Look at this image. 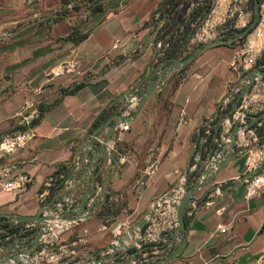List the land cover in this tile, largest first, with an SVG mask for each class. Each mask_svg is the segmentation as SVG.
Masks as SVG:
<instances>
[{"label": "crops", "instance_id": "obj_1", "mask_svg": "<svg viewBox=\"0 0 264 264\" xmlns=\"http://www.w3.org/2000/svg\"><path fill=\"white\" fill-rule=\"evenodd\" d=\"M78 1L64 5L63 0H0V141L17 131L14 116L27 100L33 99L42 113L35 123L36 138L25 150L0 162V169L17 164L16 172L33 178L30 186L16 193L5 192L0 185L1 255L28 250L40 224L27 217L45 214L51 224L59 225L53 219L59 205L66 214L79 213L96 177L97 188L101 186L103 174L95 175L94 168L104 167L112 144L104 147L116 136L109 134L110 126L97 135L96 130L109 119L115 125L118 119L134 115L153 86L141 112L118 124L130 126L119 144L130 161L122 168L112 167L103 205L107 201L118 205L120 213L100 218L103 206L94 207L91 196L87 206L96 213L63 233L50 252L67 244L76 252L75 264H86L96 249L111 242L112 225L138 223L190 169L195 176L210 154L221 150L245 111L248 116L241 124L250 126L239 134L236 156L193 197L185 215L184 245L179 247L181 239L174 234L176 208H169L152 236L132 250L138 254L132 258L123 254L120 259L130 264H264V195L248 198L246 183L234 186L264 162V143L260 144L257 132L263 120H252L264 111V79L253 85L248 103L240 102L230 120L240 95L236 87L244 74H234L229 63L240 46L217 45L191 60L203 44L205 20L215 29L222 28L231 0H220L212 16L204 17L206 3L197 6L194 0H108L104 11L95 15L75 12L82 5ZM248 17L242 15L240 28ZM72 33L88 37L75 44L68 39ZM73 57L88 70L86 75L57 79L33 97V91L45 83L46 73ZM184 113L186 124L181 123ZM102 148L105 152L92 164ZM151 150L156 151L160 168L138 196L133 187ZM55 175L59 186L43 195L46 179ZM112 195L119 196L118 201L111 202ZM225 228L226 232L220 231ZM85 231L86 244L77 243ZM46 240L51 244L53 239ZM21 261L29 264L30 258Z\"/></svg>", "mask_w": 264, "mask_h": 264}, {"label": "water", "instance_id": "obj_2", "mask_svg": "<svg viewBox=\"0 0 264 264\" xmlns=\"http://www.w3.org/2000/svg\"><path fill=\"white\" fill-rule=\"evenodd\" d=\"M108 0H102L103 3ZM261 18V2L260 0H255V18L254 20L242 31H237L236 35L231 38H225L224 35H219L218 37L211 39L205 43H203L200 47H198L195 51V54L191 57V60L200 56L205 50L217 46V45H228L232 44L236 41L241 40L245 37L253 28H255ZM186 61H183L184 63ZM264 79V64L254 68L252 71L246 73L238 82L236 89L240 91V95L237 100V104L231 114L228 116L230 120H232V115L235 110L238 108L240 102L245 101L248 103L250 90L253 85L258 81ZM154 91V87L151 86L149 90L143 95L141 100L139 101L138 108L134 115L127 118L118 119L120 121L130 122L134 119L142 110L146 100L152 95ZM242 116H240L235 123L233 129L227 134L226 141L222 145L221 150L215 149L206 164L199 168L196 171L195 176H193V171L191 169L187 172L183 181L173 188L170 192L166 193L155 202L152 203L148 211L142 217V219L130 226L128 230L120 237L113 238L111 242L99 249H96L93 257L86 264H130L125 260H121L120 257L123 254L131 255L130 258L136 256L138 251L133 249L139 247L144 241H146L149 237L152 236V232L157 226L160 214L169 208H176V224H175V237H179L181 239L179 247L181 248L185 243V234L187 233V224L185 215L190 208V205L193 203L194 195L210 186L214 179L218 176L220 171L236 156L237 154V142L238 137L241 132L248 130L250 124H241V120L243 116H248L245 111H242ZM119 116V115H118ZM121 117V116H119ZM253 121L258 122L264 120V111L252 118ZM113 119L107 120L103 125L99 126L96 130V134L99 133L103 128L110 126L109 134L112 135L114 132H118L120 129L118 127V123L112 125ZM219 139V138H218ZM115 143L113 145V143ZM111 143L105 146L104 148H109L112 144V148H110V154L106 159L105 167L103 169V180L102 185L97 189L95 184L93 185V189L90 193H88L82 200V203L79 207V213L73 214L69 212L66 214L64 211L63 205H59L58 211L55 212L54 220H57L59 225L51 224L48 221V217L45 214L27 217L26 219L37 221L40 225L39 228L34 232L32 238V243L29 246L28 250L25 252L17 253V254H9L0 258V264H8L11 261L19 262L22 264V259L25 257H29V264H56L51 263L49 261H38L41 251L38 252L39 246L42 244L45 237L58 239L63 233L68 230L84 223L89 218H91L96 212L94 209H90L87 206V201L91 196L94 195V207L99 209L103 206L104 201L106 200L108 193L110 191V174L114 164V147L119 144L116 143V136ZM105 152L103 148L98 152L96 157L94 158L92 164H95L97 160L101 157V155ZM98 167V166H96ZM91 169V167H90ZM264 170V162L256 168L249 170L244 176H242L236 185L244 184L249 181L252 177L257 175L259 172ZM72 213V214H71ZM147 226L146 231L143 229ZM38 252V253H37ZM141 252H143V248H141ZM179 255V252L173 255V259H176Z\"/></svg>", "mask_w": 264, "mask_h": 264}, {"label": "built area", "instance_id": "obj_3", "mask_svg": "<svg viewBox=\"0 0 264 264\" xmlns=\"http://www.w3.org/2000/svg\"><path fill=\"white\" fill-rule=\"evenodd\" d=\"M208 19L205 20V28L201 35V40L203 43L207 41L209 35L215 31L213 36L218 37L222 34L223 30L221 28L220 32L216 33L215 27L208 23ZM238 23L237 27L240 28ZM246 25V22L244 23ZM119 41L115 42L114 46H117ZM264 53V1L261 5V18L255 27V29L248 35L245 42L238 52L234 55L233 59L230 61L229 66L233 70L234 74L242 75L252 71L256 68L257 63ZM258 67V66H257ZM88 70H84L81 66V62L76 58L65 59L54 67H52L46 73V81L43 85L37 87L33 91V97L39 96L46 91L48 86L57 79L64 77L77 76L83 78ZM42 113L40 109L36 106V103L33 99L26 101L23 108H21L14 116V119L17 123V131L13 134L4 136L0 141V162L10 158L11 156L18 154L26 149L30 142H32L37 133L35 131V123L41 118ZM189 120L187 119L186 114L184 113L181 118V123L186 124ZM130 130V126H122L116 134V143L120 144L123 141V136L125 132ZM115 143H113L114 145ZM112 145V146H113ZM111 146V148H112ZM115 155V162L119 168L124 167L130 161V154L123 152L120 149V145L113 148ZM160 159L155 150H151L147 155L146 166L142 169L139 174V177L134 184V192L136 195L140 196L144 190L147 188L150 179L158 172L160 168ZM18 169L17 164H9L0 169V185L3 191L16 193L21 191L33 182V178L26 172H16ZM103 180V178H102ZM60 184V178L58 176H50L46 179L44 183L43 195L48 196L51 192L56 189ZM102 185V183H101ZM247 185V197L253 198L264 195V170L259 172L257 175L252 177L249 181L246 182ZM98 189V188H97ZM119 196L112 195L110 197L111 202L118 201ZM167 210V209H166ZM165 213L160 214L158 224L161 222V216ZM174 225L176 222V215L173 218ZM167 224V223H166ZM126 223L115 224L110 227L111 234L113 238H118L122 236L128 229ZM129 228V227H128ZM221 232H226L227 229H221ZM87 232L85 231L83 236L77 239V243L86 244ZM49 237H45L42 244L44 248L41 251L38 261L42 258H46L47 261L56 264H72L75 261L76 252L73 248L67 244L56 245L55 250L51 251V247L56 244V239L46 240ZM1 251V250H0ZM38 250V252H40ZM37 252V253H38ZM11 254V252L9 253ZM7 254V255H9ZM6 256L1 255L0 258ZM42 262V261H40Z\"/></svg>", "mask_w": 264, "mask_h": 264}, {"label": "flooded vegetation", "instance_id": "obj_4", "mask_svg": "<svg viewBox=\"0 0 264 264\" xmlns=\"http://www.w3.org/2000/svg\"><path fill=\"white\" fill-rule=\"evenodd\" d=\"M194 2L197 6H199L201 3H206L207 9L204 13V16H207L209 14H211V16H212V10L215 8L217 3L220 2V0H194ZM252 2H253V8H252ZM246 14H248L249 17L245 20V22H246L245 27H247V25L252 21V19L254 20V18H255V0H231L229 7H228V10H227V13H226L225 18H224V26L222 27L223 32L221 35H224L225 38L234 37L236 35V32L240 29L239 27H237V25L241 21L242 15H246ZM236 42H238V41H236ZM113 160L115 162V155L113 157ZM113 166H114V164H113ZM104 167H105V165H104ZM104 167L102 169L100 166L94 168L95 175H98V173H100V172H101V174H103ZM99 181H100V179H98L96 177V183H95L96 187H97V184L99 183ZM72 213H74V212H72ZM43 248H44V244H41L39 246L38 250L40 251ZM0 253H1V251H0Z\"/></svg>", "mask_w": 264, "mask_h": 264}, {"label": "trees", "instance_id": "obj_5", "mask_svg": "<svg viewBox=\"0 0 264 264\" xmlns=\"http://www.w3.org/2000/svg\"><path fill=\"white\" fill-rule=\"evenodd\" d=\"M78 1V0H77ZM264 0H260L261 5L263 3ZM72 2V0H63V4L64 5H68ZM79 3H81V6H77L74 8L75 12L77 13H81V12H87L90 11L92 13V15L98 14V13H102L104 11V3L102 2V0H80L78 1ZM83 6V7H82ZM252 8H253V2H252ZM67 14L71 15V13L67 12ZM204 16V15H203ZM253 21V19H252ZM251 21V22H252ZM250 22V23H251ZM249 23V24H250ZM249 24L247 26H249ZM246 27L244 28H240L238 31H242L244 30ZM255 28H253L245 37H243L241 40H239L238 42L232 43L230 45H238V46H242L243 43L245 42L246 38L248 37V35L254 30ZM88 37L87 33H83V34H75L72 33L68 36V39L71 40L73 43L75 44H79L82 41H84L86 38ZM264 63V54L262 56V58L258 61L257 66H259L260 64ZM256 66V67H257ZM257 132L259 135V138L261 139L260 144L264 143V120H263V125L257 128ZM120 149L122 150V148L120 147ZM99 167V166H98ZM108 198V196H107ZM106 198V199H107ZM107 204V205H106ZM121 211V208L118 205H111L108 201L105 203V205H103L102 210L99 212V217L100 218H107V217H115L117 216Z\"/></svg>", "mask_w": 264, "mask_h": 264}, {"label": "rangeland", "instance_id": "obj_6", "mask_svg": "<svg viewBox=\"0 0 264 264\" xmlns=\"http://www.w3.org/2000/svg\"><path fill=\"white\" fill-rule=\"evenodd\" d=\"M223 24V23H222ZM241 24V23H240ZM240 26V25H239ZM220 30H221V25L220 26H218L217 28H216V33H218V32H220ZM40 261H47V259L46 258H42V259H40ZM74 264H75V261L73 262ZM76 264H77V262H76Z\"/></svg>", "mask_w": 264, "mask_h": 264}]
</instances>
